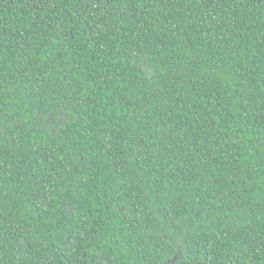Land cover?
Wrapping results in <instances>:
<instances>
[{
  "label": "trees",
  "instance_id": "16d2710c",
  "mask_svg": "<svg viewBox=\"0 0 264 264\" xmlns=\"http://www.w3.org/2000/svg\"><path fill=\"white\" fill-rule=\"evenodd\" d=\"M0 264H264V0H0Z\"/></svg>",
  "mask_w": 264,
  "mask_h": 264
}]
</instances>
